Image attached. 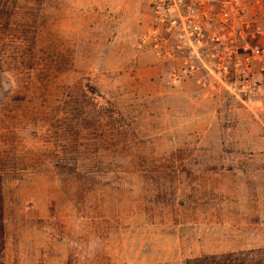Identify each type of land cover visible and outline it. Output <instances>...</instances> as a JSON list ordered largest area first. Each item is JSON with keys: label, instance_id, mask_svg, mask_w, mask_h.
<instances>
[{"label": "rangeland", "instance_id": "374dc122", "mask_svg": "<svg viewBox=\"0 0 264 264\" xmlns=\"http://www.w3.org/2000/svg\"><path fill=\"white\" fill-rule=\"evenodd\" d=\"M149 4L0 0V260L264 264V87L172 82Z\"/></svg>", "mask_w": 264, "mask_h": 264}, {"label": "built area", "instance_id": "2783aa9c", "mask_svg": "<svg viewBox=\"0 0 264 264\" xmlns=\"http://www.w3.org/2000/svg\"><path fill=\"white\" fill-rule=\"evenodd\" d=\"M138 44L162 62H178L174 82L222 83L248 96L264 87V0H150Z\"/></svg>", "mask_w": 264, "mask_h": 264}, {"label": "crops", "instance_id": "0c3cea01", "mask_svg": "<svg viewBox=\"0 0 264 264\" xmlns=\"http://www.w3.org/2000/svg\"><path fill=\"white\" fill-rule=\"evenodd\" d=\"M253 226H254L253 227L254 233H256L259 228V225H257L256 223V219H255V224ZM241 242L242 241L239 242L237 250H243L244 248L246 249L247 247H258L264 244V240H262L260 236H256V235L250 237L249 239H245L243 243Z\"/></svg>", "mask_w": 264, "mask_h": 264}, {"label": "trees", "instance_id": "16d2710c", "mask_svg": "<svg viewBox=\"0 0 264 264\" xmlns=\"http://www.w3.org/2000/svg\"><path fill=\"white\" fill-rule=\"evenodd\" d=\"M3 238H4V235H3V221H2V211H1V193H0V250L2 249L3 247ZM227 253H230V252H227ZM223 255L220 254V255H212L211 258L214 259L216 261V264H220V262L223 261V259H218V258H222ZM191 260L190 259H186L185 260V264H190ZM0 264H10V263H7V262H4L2 260H0Z\"/></svg>", "mask_w": 264, "mask_h": 264}]
</instances>
